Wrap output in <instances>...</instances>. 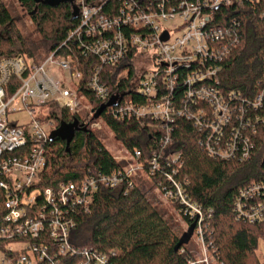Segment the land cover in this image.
Masks as SVG:
<instances>
[{
  "label": "built area",
  "instance_id": "built-area-1",
  "mask_svg": "<svg viewBox=\"0 0 264 264\" xmlns=\"http://www.w3.org/2000/svg\"><path fill=\"white\" fill-rule=\"evenodd\" d=\"M260 1L68 0L74 11L78 9L80 22L42 62L25 52L0 56V189L5 210L0 215V264H110L121 249L106 252L72 242L75 215L91 211L101 186L134 187L139 171L150 178L161 172L165 183L159 179L154 186L166 199L179 203L181 216L197 221L199 254L193 250L190 264H219L204 236L205 212L175 178L184 164L180 153L161 159L154 151L145 163L140 149L129 152L123 146L133 160L127 166L125 156L115 157L123 166L109 174L96 171L79 181L43 187L49 143L56 130L49 115L53 106L67 109L90 130H104V118H95L98 107L81 87V58L93 56L97 63L87 86L101 105L112 102L108 114L121 120L151 118L164 130V145L176 121L185 119L198 129V143L210 157L250 159L254 138L264 128V72L253 98L223 90V65L241 34L240 23L235 18L223 22L218 10ZM117 63L134 67L130 85L143 101L111 94L101 80L102 67ZM21 111L28 113L29 122L10 118ZM39 112L46 114L45 120ZM163 163L171 171H165ZM234 210L240 220L264 221V181L240 189ZM208 213L211 216L212 210Z\"/></svg>",
  "mask_w": 264,
  "mask_h": 264
},
{
  "label": "trees",
  "instance_id": "trees-1",
  "mask_svg": "<svg viewBox=\"0 0 264 264\" xmlns=\"http://www.w3.org/2000/svg\"><path fill=\"white\" fill-rule=\"evenodd\" d=\"M21 3L42 41L48 49H55L68 39L69 32L80 20L68 1L52 3L43 0H21ZM264 0L243 7H221L222 21L235 18L240 23V43L225 60L220 75L225 91L238 90L253 98L259 89L264 72ZM73 43V41H70ZM64 51V49H63ZM19 52L35 56L25 37L15 23V18L3 1L0 2V56H13ZM131 56L129 54L128 58ZM97 61L93 56L81 58L82 90L90 102L100 107L87 81ZM134 67L117 63L102 67L101 80L109 86L111 94H121L123 99H139L130 82ZM179 94L182 91L179 90ZM106 105L101 113L115 138L129 151L140 149L142 161L154 151L161 159L173 153L184 157L182 168L175 175L183 183L188 198L200 205L206 219L202 224L205 239L211 243L210 251L219 264H264L259 256L260 241H264V221L250 223L236 217L234 203L240 189L252 182L264 181V128L254 138L251 158L245 161H224L210 157L199 145L200 133L194 124L178 119L171 139L162 143L164 130L151 118L121 120L107 113ZM49 117L55 119L56 130L50 139L47 165L42 175L43 187H55L68 181H79L86 174L101 171L105 174L123 166L121 161L105 147L99 135L85 127L80 118L67 109L53 106ZM63 125H73V130L59 133ZM69 149L67 148V141ZM163 169L171 171L165 163ZM162 179L158 172L151 182ZM144 184L126 188L101 186L95 193L89 213L75 215L77 226L72 231V242L77 246H94L109 252L121 249L110 264H190L193 248L180 241L158 211L147 200ZM179 207V203L175 204ZM212 210L210 216L208 211ZM3 192L0 189V215L4 212ZM193 232L197 230L195 219L183 216Z\"/></svg>",
  "mask_w": 264,
  "mask_h": 264
},
{
  "label": "rangeland",
  "instance_id": "rangeland-1",
  "mask_svg": "<svg viewBox=\"0 0 264 264\" xmlns=\"http://www.w3.org/2000/svg\"><path fill=\"white\" fill-rule=\"evenodd\" d=\"M4 4L8 7L9 11L12 13L15 18V23L21 31L23 37L27 42L29 48L35 54V58L38 63L42 62L45 57L48 55L49 46L44 41L37 31V28L31 20V16L25 8L23 7L21 0H2ZM52 3H59L68 0H43ZM76 14L79 12L78 9H75ZM137 77V75H136ZM84 104H88L87 101H83ZM97 107V106H96ZM83 112L82 114H84ZM38 117L42 120L46 119V114L39 112ZM11 119H15L18 123L23 124L30 121V116L26 111H21L10 116ZM104 130H97L96 132L101 138L105 147L119 160L120 156H125L126 160H123L125 166L128 165V162H133L131 155L127 153L123 148L121 142H119L114 134L110 131L107 125H104ZM73 130V125H63L57 131L59 133H67ZM121 161V160H120ZM136 184H144L143 190L147 200L150 204L158 211L170 229L178 237H182L185 233L190 231L188 221L183 218L178 212V208L175 203L171 200L165 198L163 193L159 191L151 182V178L147 176L143 171H139L136 175ZM189 247L193 248L197 254H199V243L198 236L195 232H192L188 238ZM259 256L264 260V241H260ZM2 257V252L0 251V261ZM218 264V263H214Z\"/></svg>",
  "mask_w": 264,
  "mask_h": 264
},
{
  "label": "water",
  "instance_id": "water-1",
  "mask_svg": "<svg viewBox=\"0 0 264 264\" xmlns=\"http://www.w3.org/2000/svg\"><path fill=\"white\" fill-rule=\"evenodd\" d=\"M112 102H109L107 105H110ZM106 107V105H101L98 109H97V111H96V113H95V118H97V117H99L100 115H101V113L104 111V108ZM54 135V132H53V134H52V136ZM69 143H70V141L68 140L67 141V148L69 149ZM193 232V228L191 227L190 228V231L189 232H187V233H185L182 237H181V239H180V241L176 244V246H175V250H178L180 247H181V245L183 244V243H187L188 242V238L190 237V235H191V233Z\"/></svg>",
  "mask_w": 264,
  "mask_h": 264
}]
</instances>
